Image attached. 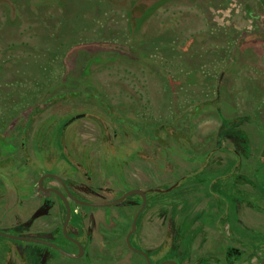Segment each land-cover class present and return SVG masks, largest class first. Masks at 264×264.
I'll return each mask as SVG.
<instances>
[{"label": "flooded vegetation", "instance_id": "af4514ba", "mask_svg": "<svg viewBox=\"0 0 264 264\" xmlns=\"http://www.w3.org/2000/svg\"><path fill=\"white\" fill-rule=\"evenodd\" d=\"M222 85L216 75L200 86L205 99L183 111L232 102L204 133L194 121L177 128L173 114L160 122L152 112L146 122L142 91L127 85L109 86L104 96L89 91L103 122L77 104L48 121V107L75 97L67 88L3 117L0 264H114L122 256L148 264L143 253L151 264H264V120L257 117L264 91L256 94L254 79L231 84L226 95ZM125 103L135 106V121L120 112ZM80 120L99 127L97 138L79 137ZM135 189L115 203L89 204ZM106 191L117 193L96 199ZM155 192L166 195L148 197Z\"/></svg>", "mask_w": 264, "mask_h": 264}, {"label": "rangeland", "instance_id": "374dc122", "mask_svg": "<svg viewBox=\"0 0 264 264\" xmlns=\"http://www.w3.org/2000/svg\"><path fill=\"white\" fill-rule=\"evenodd\" d=\"M216 75L225 95L231 84L247 79L259 87L256 94L264 91V0H0V120L20 114L40 95L45 100L67 88L75 97L48 107L43 114L48 121L55 111L77 104L103 122L104 111L91 104L90 92L104 96L109 86L120 91L127 85L142 91L140 115L146 122L152 112L160 122L173 114L177 128L188 129L194 121L204 133L216 126L219 109L228 111L232 102L217 111L211 106L183 111L205 99L200 86ZM120 112L135 121V106L125 103ZM257 117L263 121L264 113ZM78 126L85 139L100 132L87 120L75 124V131ZM175 153H181L179 147ZM167 175L162 168L161 179L167 181ZM120 258L124 262L114 264H140Z\"/></svg>", "mask_w": 264, "mask_h": 264}, {"label": "water", "instance_id": "95a60500", "mask_svg": "<svg viewBox=\"0 0 264 264\" xmlns=\"http://www.w3.org/2000/svg\"><path fill=\"white\" fill-rule=\"evenodd\" d=\"M136 192H140V191L137 190V189H135V190H131V191L125 193L124 195H122V196L119 197V198H116V199H113V200H110V201H106V202H95V203H89V204H92L93 206H103V205H105V204L115 203V202H118V201H120L121 199H123L125 196H127V195H129V194H132V193H136ZM133 226H135V220L133 221ZM127 241H128V238H127ZM129 245H130V244H129ZM143 254H144L145 257H146L147 263H148V264H151L150 261H149V259H148V257H147V255H146L145 253H143ZM165 262H167V261H164L163 263H165ZM163 263H161V264H163Z\"/></svg>", "mask_w": 264, "mask_h": 264}]
</instances>
